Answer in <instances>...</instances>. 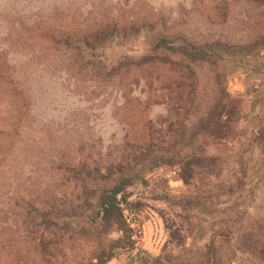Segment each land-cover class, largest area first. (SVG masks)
Instances as JSON below:
<instances>
[{
	"label": "rangeland",
	"instance_id": "374dc122",
	"mask_svg": "<svg viewBox=\"0 0 264 264\" xmlns=\"http://www.w3.org/2000/svg\"><path fill=\"white\" fill-rule=\"evenodd\" d=\"M263 29L264 7L251 0H0V264H81L109 249L116 254L106 264H200L209 249L220 264H253L240 239L220 227L236 217L234 210L241 211L236 227L264 221L262 183L243 176L244 165L256 168L261 153L236 145L244 148L235 165L228 144L181 135L163 95L172 75L153 60L164 57L156 50L160 37L168 49L232 47L253 42ZM214 49L222 55L216 65L196 69L198 109L212 103L216 70L231 93L264 111V49ZM195 114L185 131L195 130ZM170 125L176 131L167 132ZM148 144L168 162L142 170ZM161 148L194 154L179 160ZM111 164L141 175L122 204L129 238L116 225L92 221L87 205L71 209L81 192L74 190L76 177L89 174L94 191ZM236 177L241 183L230 192ZM29 200L45 211L48 202L66 205L68 229L45 233L58 242L49 248L60 249L51 261L30 252L35 241L28 237L36 239L42 228L25 212Z\"/></svg>",
	"mask_w": 264,
	"mask_h": 264
},
{
	"label": "trees",
	"instance_id": "16d2710c",
	"mask_svg": "<svg viewBox=\"0 0 264 264\" xmlns=\"http://www.w3.org/2000/svg\"><path fill=\"white\" fill-rule=\"evenodd\" d=\"M251 1L264 7V0ZM216 45L226 47L231 53L244 51L248 54H259L261 49H264V29L261 30L253 42L232 47L220 43L208 44L206 46L185 43L178 46L172 45L170 49H168L166 39L160 37L159 43L156 44V50H164V57L162 55L154 57L153 62L157 61V64L168 68L167 71L172 75L169 83L163 87L165 103L169 109L175 112L176 118H173L181 125V135H187L189 138L194 139L195 135L202 134L215 139L216 144H228L230 151L234 152L233 162L235 165L238 164L239 161L241 162V151L244 148L242 147L241 150H235L234 147H236V145L241 146L246 143V145H253L254 148L258 149L261 153L260 162L257 163V167L254 169L252 168V170L244 165L243 171H245V174L243 176L247 178L249 182H253L256 185L262 183L261 189L264 190V111H255L254 104H247L248 102L242 94L231 93L225 86V75L223 71H216L215 69L213 73L214 91L212 103L204 110L198 109L197 87L199 78L196 69L200 63L204 62H209L212 66L216 65L218 59L222 56L214 49ZM180 111L182 115L179 113ZM190 114H195V116L198 117L197 126L194 128L195 130L185 131L187 124L194 125V123L187 118ZM179 116H181L180 119L178 118ZM171 127L172 125H170L169 130L167 129V132L176 131L172 130ZM174 144L175 143L172 145ZM188 144L190 145L191 143L188 142ZM155 146V144H148L143 148L147 157L142 160V170L144 169V164L145 168L150 169L154 166L163 164L165 161L168 162L167 160L169 159L166 160L162 155H153L155 153ZM161 150H165V152L171 154L173 158L180 157L179 160L189 159L194 154L192 150L184 155L172 152L170 148H161ZM239 155L240 160L238 161L235 158ZM146 159L148 160L147 162ZM217 160L218 157H215V161H213L215 166H217ZM198 165V170H202L203 165L200 163H198ZM114 169L116 171H114ZM249 170L251 172L250 174ZM105 171L106 173L101 175L100 185L96 186V188L93 189L94 191L87 187L88 182L92 180L89 174H85L81 178L76 177L80 185H75L74 190H76V187L80 186L81 192L78 193L76 191L75 197L81 202L79 203L76 201V203L71 206V209L76 208L78 210L80 207L83 208V205H87L90 207L91 213H94V217L90 215L92 221L96 222V220H98L100 223L106 224V226L116 225L119 230L122 231L124 238L132 237L133 229L126 224L122 204L126 202V188L132 186L137 180L141 179V175H139L140 172H132L133 167L129 165L116 168L113 164L105 167ZM235 171L236 169H234V172ZM116 174L118 177H115ZM239 180V177L235 178V182L232 183L233 185H230V192L236 191L234 186L236 183L240 182ZM253 189L254 186L250 184L248 194H252ZM88 191L90 192L91 204L87 201L88 195L85 196ZM45 206L47 208L46 211L39 209L40 207L35 206L30 200L24 205L25 212L27 216H29L31 222L42 228V233H39L36 239L28 237L32 242L35 241L34 247L30 252L38 256L39 260L48 262L59 256L60 249H50L51 244L54 245L58 242L55 238H53V241L48 240V237H45V233L51 228V233L56 235L58 231L68 229L69 221H65V215L62 214L63 210H66L65 204L62 203L58 205L56 202H48ZM249 208V206H246L242 212H248ZM234 212L236 217L230 219L231 221L228 219L225 220L223 227H220L221 231L224 234L230 233V236L235 235L237 240L240 239L241 245L247 248L241 249V251L249 254V257L253 260V264H264V221L258 223L257 226L253 225V221L247 220L246 223L244 222V227H236L234 224L241 211L234 210ZM36 215L39 216L41 220L35 221ZM132 248L133 246L131 250ZM115 252L116 249H109L108 253H97L94 257L95 261L92 260L81 264H106L110 258L115 256ZM207 256L208 259H201L202 262H200V264H220L221 259H219L214 249H209ZM29 264L39 263L34 261Z\"/></svg>",
	"mask_w": 264,
	"mask_h": 264
}]
</instances>
